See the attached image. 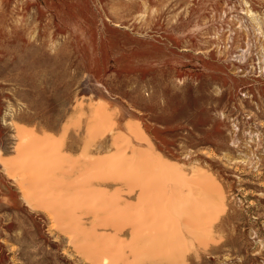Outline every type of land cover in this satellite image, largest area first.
Masks as SVG:
<instances>
[{
	"label": "rangeland",
	"instance_id": "obj_1",
	"mask_svg": "<svg viewBox=\"0 0 264 264\" xmlns=\"http://www.w3.org/2000/svg\"><path fill=\"white\" fill-rule=\"evenodd\" d=\"M0 264H264V0H0Z\"/></svg>",
	"mask_w": 264,
	"mask_h": 264
}]
</instances>
